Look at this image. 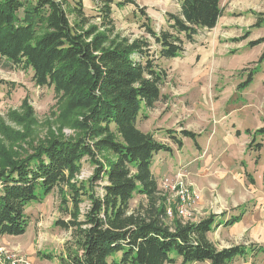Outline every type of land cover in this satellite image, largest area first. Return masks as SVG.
Listing matches in <instances>:
<instances>
[{
  "label": "trees",
  "instance_id": "trees-1",
  "mask_svg": "<svg viewBox=\"0 0 264 264\" xmlns=\"http://www.w3.org/2000/svg\"><path fill=\"white\" fill-rule=\"evenodd\" d=\"M66 1L0 0V65L32 69L37 85L53 87L69 111H78L83 131L77 139L53 138L22 157L4 155L0 236L24 234L30 224V203L42 202L57 189L64 198L61 210L69 219H59L56 225L72 236L59 257L61 264H174L178 257L182 264H231L252 250L261 251L262 246L252 243L218 248L209 237L220 225L240 222L246 209L230 217L224 211L186 222L174 207L170 217L152 163L157 153L172 149L138 128L143 111L156 108L163 97L161 86L168 77L158 60L178 57L187 43L197 41L200 29L216 27L224 15L223 0H179V13L168 12V28L159 31L151 26L146 7H141L148 36L134 40L115 33L113 0H96L100 19L96 24L80 2L75 6L76 23L70 22ZM127 4L139 8L136 0L116 2L119 7ZM256 15L254 27L264 23V12ZM261 42L264 37L249 44ZM263 59L264 54L260 62ZM257 67L239 89L254 81ZM175 133L167 131L182 145ZM258 133L264 134V125L248 145L257 152L263 148L255 138ZM181 134L197 136L188 129ZM105 152L112 157L102 161ZM85 156L96 165L90 192L78 191L72 182ZM65 188L74 190L72 211ZM86 194L90 206L81 219V196ZM136 194L145 195L147 202L132 208Z\"/></svg>",
  "mask_w": 264,
  "mask_h": 264
},
{
  "label": "rangeland",
  "instance_id": "rangeland-1",
  "mask_svg": "<svg viewBox=\"0 0 264 264\" xmlns=\"http://www.w3.org/2000/svg\"><path fill=\"white\" fill-rule=\"evenodd\" d=\"M118 1L112 3L115 33L131 40L148 36L142 27L147 20L141 7H146L156 31L168 28V12L179 13L181 9L179 0H136L139 8L131 4L119 7ZM79 2L92 24L100 23L96 0H67L65 8L70 22L76 23L75 6ZM222 6L225 11L217 28L200 29L197 41L187 43L181 55L158 60L168 77L161 86L163 97L156 108L143 111L138 128L153 133L172 149V152L157 153L152 163L159 189L167 199L175 200L172 187L179 180L195 192L192 214L186 222L202 219L215 211H226L230 217L248 209L247 219L259 225L260 220H264V134L258 133L255 137L257 143H262V150L257 152L254 145L253 148L248 145L255 131L264 125V59L260 62L264 43L255 46L249 43L264 37V23L253 26L258 20L256 13L264 12V0H223ZM152 48L155 49V45ZM256 66L254 81L239 89ZM78 118V111H69L53 87L35 83L32 69L0 65V165L5 154L22 157L53 138L81 137L83 131ZM171 129L182 139V145L178 146L169 138L167 131ZM185 129L197 136L185 137L181 134ZM100 157L104 161L112 155L105 152ZM81 166L72 181L73 186L80 192H90V178L96 165L85 156ZM227 187L231 189L227 191ZM96 190L100 192L101 188L96 186ZM73 191L64 189V196L70 200V211ZM211 196L215 206L205 209L201 215L196 210L197 205L203 197L210 199ZM81 197L80 218L83 219L90 199L87 194ZM146 202L145 195L136 194L131 207L137 208ZM64 205V198L57 189L42 202L30 203L27 231L21 235L1 236L0 247L31 264H61L59 257L72 237L71 231L56 225L59 219H69L61 210ZM236 226L223 228L222 234L231 239L226 246L252 243L263 249L237 257L233 264H264V228L254 226L234 239L232 233ZM216 231L212 237L217 241L220 239ZM216 247L221 248L220 245ZM49 254L52 259L47 258ZM174 264H182V259L178 257Z\"/></svg>",
  "mask_w": 264,
  "mask_h": 264
},
{
  "label": "built area",
  "instance_id": "built-area-1",
  "mask_svg": "<svg viewBox=\"0 0 264 264\" xmlns=\"http://www.w3.org/2000/svg\"><path fill=\"white\" fill-rule=\"evenodd\" d=\"M172 188V191L175 192V200L167 199L168 215L173 217L174 207H176L178 216L183 220H187L192 214V205L195 203L196 194L189 189V186L183 180L175 182ZM0 264H31V262L18 258L5 247H0Z\"/></svg>",
  "mask_w": 264,
  "mask_h": 264
},
{
  "label": "crops",
  "instance_id": "crops-1",
  "mask_svg": "<svg viewBox=\"0 0 264 264\" xmlns=\"http://www.w3.org/2000/svg\"><path fill=\"white\" fill-rule=\"evenodd\" d=\"M221 20V19H220ZM220 20H219V22H218V24H217V26L216 27H214V28H217L218 27V25H220ZM221 27H224V25H222ZM214 28H212V29H214ZM262 150V149H261ZM259 160V159H258ZM231 188H228L227 187V191L228 190H230ZM212 195H214V194H212ZM222 196V195H221ZM222 199H224V196H222L221 197ZM213 197L211 196L210 197V199L209 198H204L203 197V199H202V201H200V203L197 205V207H196V210H198V212L202 215V213H203V211L205 210V209H210V208H213L215 205H213V204H215V203H213ZM235 206V205H234ZM237 207V206H236ZM192 208H193V206H192ZM212 213H220V211H215V212H212ZM247 214H248V209H246V212H245V214L243 215V217H242V220L240 221V222H237V223H235V224H233V225H237L236 226V228H235V230L233 231V233L232 234H234L233 235V238L234 239H237V238H239V237H241V236H243L245 233H246V231H251L252 230V227L254 228V226H258L259 228H264V220H260V222H259V225H254V224H252V222L250 221V220H248L247 219ZM198 218V217H197ZM200 219H198V220H196V221H199ZM224 227H227V226H224V225H220L219 227H217V231H218V237H219V239L220 240H215L213 237H212V233L214 232H211V233H209V237H210V239L216 244V245H220V247L222 248V247H229V246H226L227 244H229V240H231L230 238H228L227 236H225L224 234H222V232H223V228ZM216 231V232H217ZM1 237V236H0ZM219 242H221V244H219ZM237 260V258H235L233 261H232V263L231 264H233L235 261Z\"/></svg>",
  "mask_w": 264,
  "mask_h": 264
}]
</instances>
